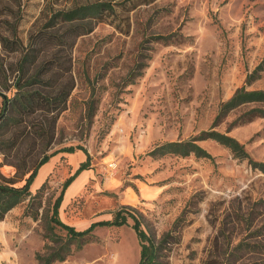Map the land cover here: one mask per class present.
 <instances>
[{"label":"rangeland","instance_id":"374dc122","mask_svg":"<svg viewBox=\"0 0 264 264\" xmlns=\"http://www.w3.org/2000/svg\"><path fill=\"white\" fill-rule=\"evenodd\" d=\"M98 1L110 2L113 10L89 21L86 33L74 35L71 23L50 22L57 11ZM19 2L0 0V7H10L0 14V31L13 40L11 23L20 41L17 51L0 45V92L12 95L18 62L39 31L66 38L42 50L28 75L56 58L44 93L72 88L64 110L19 115L0 129V176L16 185L43 155L61 156L42 180L39 167L32 202L26 197L0 220V264H38L37 254L55 245L48 229L52 205L76 169L73 153L58 151L70 146L83 147L91 160L90 169L64 191L58 210L64 223L83 230L113 219L120 209L135 215L155 242L168 234L158 264H264L262 171L211 139L198 142L209 158L148 155L156 145L215 130L264 163V118L232 124L251 105L214 124L236 89L264 90V70L246 85L264 56V0ZM132 225L128 217L120 226H97L82 247L72 244L66 258L52 264H139ZM53 232L66 238L59 226Z\"/></svg>","mask_w":264,"mask_h":264},{"label":"trees","instance_id":"16d2710c","mask_svg":"<svg viewBox=\"0 0 264 264\" xmlns=\"http://www.w3.org/2000/svg\"><path fill=\"white\" fill-rule=\"evenodd\" d=\"M2 1V0H1ZM10 4H20L19 0H8ZM8 5L0 7V14H6L4 9H10ZM113 10L110 2L98 1L80 6L73 7L68 10L57 11L53 14L51 21L60 20L65 23H71L69 30L71 34L80 35L91 30L88 26L91 20H102V14L107 11ZM7 24L10 22L5 21ZM14 25L10 23L9 33L13 36V40H10L7 35L0 31V45L8 51H17L20 47V41L16 38V32ZM51 33L39 31L30 36L27 45L24 49V53L21 56L14 81L11 85L13 93L11 96H7L0 92L2 96V105L0 108V129H3L16 121L19 115H30L39 110L57 111L60 112L65 109V102L72 86L67 91L60 90L57 95L50 96L45 94L44 86L49 84L51 80V70L53 65L59 64L55 61L56 58H49L43 60L39 66L35 68V71L28 75V67L33 65L39 58L41 51L64 44L63 39L66 37H53ZM168 37L156 36L155 39L167 40ZM135 64H138L136 62ZM2 71V69H0ZM264 70V56L261 62L254 68V70L247 75L246 85L259 77L260 71ZM6 77L5 72H2ZM133 81H131L132 83ZM9 86V85H8ZM7 88V87H6ZM251 105L249 109L241 113L237 118L232 121V124H239L255 117L264 118V90H246L245 86H242L235 90L233 95L223 102L214 119L216 125L232 110L242 106ZM211 139L228 148L234 157L239 159H247L253 167L258 168L264 173V163L255 162L249 158V155L237 139L229 136L225 133H221L215 130H208L200 132L196 137L189 140H177L168 141L159 145H156L149 151L148 155L151 157H160L166 154H172L177 156H188L190 154L196 157H210V154L201 147L198 142L202 140ZM76 150H82L85 153V160L80 162L75 171L69 175L63 182L59 195L55 199L52 205V214L50 220L53 224L48 225L50 234L52 235L55 245L51 247V250L43 255L37 254L38 264H52L55 261H63L66 256L71 252V245L74 244L76 249L82 247L87 241L89 234L97 226H120L127 223V218L130 217L133 220V229L135 230L140 244L139 264H158V252L164 245L166 237L165 234L159 241L155 242L146 232L140 227V223L135 215L132 213H123L120 209L115 211L114 217L111 220H101L92 222L87 228L83 230H76L73 226L68 225L61 221L58 217V210L63 198L64 191L73 182L76 176L83 170L90 169L91 157L89 153L81 146L62 148L58 152L73 153ZM51 154H45L37 162L35 168L24 179L23 183L16 185V181L10 179H4L0 176V220L3 219L5 214L23 201L26 197L30 196V203L33 200L31 197L30 186L32 185L37 171L41 165L48 161ZM43 184L38 190L42 188ZM36 195V194H35ZM33 195V196H35ZM59 226L66 231V238H62L53 232V227Z\"/></svg>","mask_w":264,"mask_h":264},{"label":"crops","instance_id":"0c3cea01","mask_svg":"<svg viewBox=\"0 0 264 264\" xmlns=\"http://www.w3.org/2000/svg\"><path fill=\"white\" fill-rule=\"evenodd\" d=\"M73 157L75 158L74 159V161L72 160L71 161V164H72V169H74V168H77L75 165H78V163H80V162H82V161H84L85 160V158H86V156H85V154L83 153V152H81L80 150H76L75 152H73ZM61 156H59V157H56V155L55 156H52L51 158H49V160L47 161V162H45L41 167H40V169H39V172L38 173H40L41 171H43V173H42V177H41V180L44 178V177H46V175L53 169V168H55L56 167V165L58 164V162H59V158H60ZM72 158V157H71ZM70 160V159H69ZM76 161V162H75ZM75 162V163H74ZM88 170H83L82 172H80L77 176H76V178L74 179V180H76L77 179V177H79L80 178V174H84V173H86ZM41 180L38 182V183H41ZM73 180V181H74ZM71 185V184H70ZM69 185V186H70ZM68 186V187H69Z\"/></svg>","mask_w":264,"mask_h":264}]
</instances>
